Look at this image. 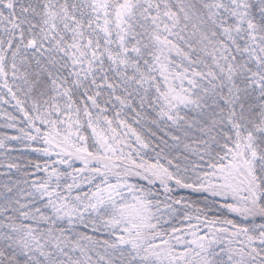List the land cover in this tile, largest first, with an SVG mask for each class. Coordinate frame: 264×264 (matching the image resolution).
<instances>
[{
  "label": "snow or ice",
  "instance_id": "6c2138e0",
  "mask_svg": "<svg viewBox=\"0 0 264 264\" xmlns=\"http://www.w3.org/2000/svg\"><path fill=\"white\" fill-rule=\"evenodd\" d=\"M0 264H264V0H0Z\"/></svg>",
  "mask_w": 264,
  "mask_h": 264
}]
</instances>
